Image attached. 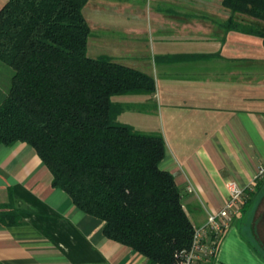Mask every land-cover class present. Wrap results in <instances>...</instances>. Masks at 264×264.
Wrapping results in <instances>:
<instances>
[{"label": "crops", "instance_id": "0c3cea01", "mask_svg": "<svg viewBox=\"0 0 264 264\" xmlns=\"http://www.w3.org/2000/svg\"><path fill=\"white\" fill-rule=\"evenodd\" d=\"M84 14L90 56L155 77L153 94L114 97L132 106L118 119L163 134L161 166L192 222L224 205L228 179L251 185L204 264H264V202L249 194L264 187V175L255 179L264 165V37L226 29L234 14L223 0H89ZM7 74L0 63V99ZM0 209V264H159L106 236L105 221L54 186L27 142L0 144Z\"/></svg>", "mask_w": 264, "mask_h": 264}, {"label": "trees", "instance_id": "16d2710c", "mask_svg": "<svg viewBox=\"0 0 264 264\" xmlns=\"http://www.w3.org/2000/svg\"><path fill=\"white\" fill-rule=\"evenodd\" d=\"M89 0H7L0 9V63L8 68L0 99V144H31L85 212L105 221L106 236L177 264L194 223L173 173L162 168L166 141L118 115L114 100L153 94L155 77L111 57L88 54ZM234 15L226 29L264 37V0H223ZM250 18L238 20L235 13ZM0 209V219L6 222Z\"/></svg>", "mask_w": 264, "mask_h": 264}, {"label": "built area", "instance_id": "2783aa9c", "mask_svg": "<svg viewBox=\"0 0 264 264\" xmlns=\"http://www.w3.org/2000/svg\"><path fill=\"white\" fill-rule=\"evenodd\" d=\"M263 175L264 165L260 167L255 179ZM226 185L228 197L224 205L217 211L209 212L202 223L194 224L191 246L177 255V264H204L215 255L217 237L232 223L251 188V185L244 186L234 178L228 179Z\"/></svg>", "mask_w": 264, "mask_h": 264}, {"label": "rangeland", "instance_id": "374dc122", "mask_svg": "<svg viewBox=\"0 0 264 264\" xmlns=\"http://www.w3.org/2000/svg\"><path fill=\"white\" fill-rule=\"evenodd\" d=\"M240 17H241L240 19H243V18H247L250 16H248V14L240 13ZM259 187H260L259 191H258V189L256 191L252 190L249 192V194L252 196L259 195V197H253V198L257 199L258 201L264 202V187L263 186H259ZM247 198H248V200H250V197H247Z\"/></svg>", "mask_w": 264, "mask_h": 264}]
</instances>
